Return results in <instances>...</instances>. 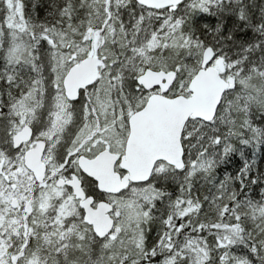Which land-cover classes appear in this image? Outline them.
<instances>
[{
	"label": "snow or ice",
	"instance_id": "6c2138e0",
	"mask_svg": "<svg viewBox=\"0 0 264 264\" xmlns=\"http://www.w3.org/2000/svg\"><path fill=\"white\" fill-rule=\"evenodd\" d=\"M0 264H264V0H0Z\"/></svg>",
	"mask_w": 264,
	"mask_h": 264
}]
</instances>
